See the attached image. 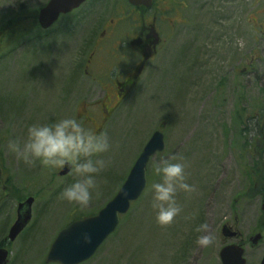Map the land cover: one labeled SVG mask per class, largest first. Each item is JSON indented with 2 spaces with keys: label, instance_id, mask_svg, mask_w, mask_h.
<instances>
[{
  "label": "rangeland",
  "instance_id": "374dc122",
  "mask_svg": "<svg viewBox=\"0 0 264 264\" xmlns=\"http://www.w3.org/2000/svg\"><path fill=\"white\" fill-rule=\"evenodd\" d=\"M111 1L117 6L122 2ZM47 2L0 0V246L17 218L18 205L34 198L27 227L32 226L31 232L26 229L7 244L9 264H46L58 232L76 215L97 214L116 195L164 121L165 151L149 163L147 189L129 212L133 218L121 219L116 235L83 264H170L177 241L164 251L157 246L145 251L142 246L141 252L135 248L140 245L139 236L130 231L131 221L151 200L150 185L158 180L150 176L151 166L161 156L184 164L186 181L192 185V191L176 194L181 211L171 226L180 228L175 231L178 245L191 235V226L180 223L183 210L198 213V225L206 223L214 236L210 246L199 247L194 242L199 233L194 232L180 264H221L220 250L234 242L222 235L225 225L247 240V264H260L264 237L256 247L248 238L256 234L261 206L240 197L249 182L245 168L253 169L259 160L264 164V33L254 25L262 17L258 12L262 1L188 0L190 29L202 25L198 45L202 58L196 48L183 43L195 31L165 26L157 56L145 63L112 110L111 105H104L103 87L109 77L99 79L98 84L83 72L88 48L99 40L101 30L94 32L92 25L98 15L70 35L63 27L65 18L44 31L37 14ZM114 8L116 13L118 7ZM198 59L203 70L192 69ZM113 65H117L114 60H105L104 71L116 78L121 69L117 67L111 75ZM233 67L235 77L230 73ZM194 75L198 76L196 84ZM68 117L97 132L105 131L111 145L103 154L106 166L96 175L92 199L84 207L61 198L74 177L60 176L62 170L49 171L39 164L27 165L7 150L8 141L23 139L28 126ZM89 118L96 123L91 124Z\"/></svg>",
  "mask_w": 264,
  "mask_h": 264
},
{
  "label": "flooded vegetation",
  "instance_id": "af4514ba",
  "mask_svg": "<svg viewBox=\"0 0 264 264\" xmlns=\"http://www.w3.org/2000/svg\"><path fill=\"white\" fill-rule=\"evenodd\" d=\"M118 6L111 0H88L80 8L64 15H60L58 20L47 31L56 25L61 19L65 18L63 27L66 26L65 31L69 32V35L73 30L81 28L82 23L88 18H92L93 15H98L93 27L94 32L101 30L99 34V40L89 46L88 54L85 58L83 65V72L90 79L95 80L96 83L101 84L103 77H109L108 84L103 87L106 90L105 106L111 105L110 110L117 107L119 101L127 93V89L134 84L135 79L139 77L145 67L147 61L155 59L158 52V47L163 39V29L165 26H169L170 30H173L176 26H186L185 32H194L191 40H188V36H185L186 46L196 48L199 54V59L202 58V51L198 48L201 44L199 37L200 31H202L201 24L194 26L190 29L188 23V0H153L152 4L147 7L143 5H133L128 0H121ZM260 9L258 12L261 14L260 22L256 25L264 33V0H261ZM113 5V9H112ZM118 10L115 12V8ZM102 8V11L100 10ZM109 10L106 16V10ZM100 10V11H99ZM40 11V9H39ZM37 14V22L38 15ZM99 11V12H98ZM259 17V15H258ZM259 20V19H258ZM180 24V26L178 25ZM40 28L41 25L39 24ZM42 29V28H41ZM181 43V44H183ZM88 45V43H87ZM104 57L103 59H100ZM112 59L117 65H113L109 73L112 75L114 70L118 67L121 72L116 75V78L110 77L105 70L104 61ZM198 59V60H199ZM204 64L199 62L193 66L192 69H202ZM235 71L233 67L230 70L231 77H235ZM248 67H244L242 72L246 73ZM197 75H194V81L197 83ZM194 86V85H193ZM220 84H216V89ZM205 87V86H204ZM205 89V88H203ZM106 112V111H105ZM91 124H95L96 121L88 119ZM248 171L246 174V180L250 182L245 184L244 192L242 193V199H250L254 204L259 202L261 208V214L259 217V224L254 230L256 234L248 240L251 241L252 247L258 246L259 242L264 237V174L261 176L250 177L254 173V169L245 168ZM264 173V167L258 169ZM254 179L255 183L250 181ZM230 232L235 235L230 238V241H234L231 244L240 245L245 248L247 240L242 239V235L239 231L233 230L230 227ZM253 232V233H254ZM259 237L257 243L254 242L255 238ZM7 242V240H4ZM5 242H1L4 245ZM1 245V246H2ZM0 246V247H1ZM246 253V252H245ZM264 257V254L262 258ZM262 260V259H261ZM261 262V261H260Z\"/></svg>",
  "mask_w": 264,
  "mask_h": 264
},
{
  "label": "clouds",
  "instance_id": "9594fccd",
  "mask_svg": "<svg viewBox=\"0 0 264 264\" xmlns=\"http://www.w3.org/2000/svg\"><path fill=\"white\" fill-rule=\"evenodd\" d=\"M110 147L105 131L97 132L75 117L34 123L28 126L23 139H10L7 143V150L27 165L39 164L49 171L67 168L68 175L74 179L60 195L80 207L87 206L92 199L96 175L106 166L103 154ZM174 161L175 157L161 156L151 166V174L158 177L150 185L151 207L161 226L170 225L181 211L176 201L177 191H192V185L186 181L184 164ZM195 232L199 233L194 241L197 246L208 247L214 242L206 223H200ZM83 239L87 242V234Z\"/></svg>",
  "mask_w": 264,
  "mask_h": 264
},
{
  "label": "water",
  "instance_id": "95a60500",
  "mask_svg": "<svg viewBox=\"0 0 264 264\" xmlns=\"http://www.w3.org/2000/svg\"><path fill=\"white\" fill-rule=\"evenodd\" d=\"M87 0H49L39 11L38 21L42 28L52 26L62 14H67L79 8ZM133 5L149 7L153 0H128ZM163 122L156 130L142 152L136 159L126 180L116 195L96 214L85 216L69 222L56 235L46 254L47 264H83L90 260L116 231L121 216L126 215L132 204L137 202L147 188V167L153 156L165 150ZM68 174L67 168L60 172L61 176ZM34 198L29 197L20 203L17 208V218L8 232V242H14L26 229L32 219V206ZM87 234V242L83 239ZM222 235L231 238L234 233L228 226L222 228ZM259 237L254 242L259 241ZM245 250L242 246L228 244L219 253L221 264H246ZM10 251L0 247V264L9 263ZM264 264V257L261 261Z\"/></svg>",
  "mask_w": 264,
  "mask_h": 264
},
{
  "label": "trees",
  "instance_id": "16d2710c",
  "mask_svg": "<svg viewBox=\"0 0 264 264\" xmlns=\"http://www.w3.org/2000/svg\"><path fill=\"white\" fill-rule=\"evenodd\" d=\"M261 159V158H259ZM264 164L260 162V160L254 163L253 169L254 173L250 175V177H255V176H261L264 174L263 172L259 171L258 169L260 167H264ZM150 176L152 174L150 173ZM153 178H156L153 176ZM158 178V177H157ZM250 181L255 183L254 179H250ZM144 200V199H143ZM148 202L147 206L145 205V211L139 216H135V218L131 221L132 222V227H130V231L136 235L139 236L140 239V245L134 241V245L137 243L135 246L137 251H143L142 246L145 251L146 248L152 249L153 247L157 246L160 247L161 250L164 251V249L168 248L171 242L177 241V251L172 254V257L169 259L170 264H180L182 261L181 255L186 252V249L188 248V245L190 244L191 238L194 235L195 228L198 226V213L195 214H189L187 210H183V214L180 217L182 219L180 223L185 224L186 226H191L190 227V233L191 235L187 236V238L181 240L180 245H178V240L179 238L176 237L175 231L179 230L180 228L177 225H174L173 227L170 225L166 226H161L159 225L156 220H155V212H152V207H151V200L146 201ZM80 218L79 216H75L74 219ZM133 218V214L131 216V213H128L127 215L122 217V221L126 219ZM177 223V222H176ZM32 227V226H31ZM31 227L27 228V231L29 233L31 232L30 230L32 229ZM118 231H116L112 236L116 235ZM151 243V244H149ZM6 242L4 243V245ZM130 264V263H129Z\"/></svg>",
  "mask_w": 264,
  "mask_h": 264
}]
</instances>
